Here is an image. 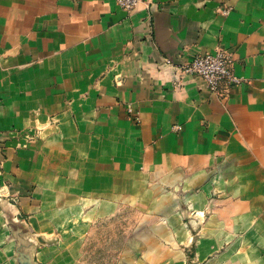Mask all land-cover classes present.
I'll return each mask as SVG.
<instances>
[{
  "label": "crops",
  "instance_id": "0c3cea01",
  "mask_svg": "<svg viewBox=\"0 0 264 264\" xmlns=\"http://www.w3.org/2000/svg\"><path fill=\"white\" fill-rule=\"evenodd\" d=\"M218 49L240 79L223 96L179 69ZM56 179L83 182L61 201ZM154 179L176 189V211L213 214L195 243L177 233L131 264H264V0H142L133 13L0 0V264L40 237L42 264H74L81 239L58 250L55 228L87 226L98 195L149 198Z\"/></svg>",
  "mask_w": 264,
  "mask_h": 264
},
{
  "label": "rangeland",
  "instance_id": "374dc122",
  "mask_svg": "<svg viewBox=\"0 0 264 264\" xmlns=\"http://www.w3.org/2000/svg\"><path fill=\"white\" fill-rule=\"evenodd\" d=\"M115 150L117 151V149ZM86 166H95V164L89 163ZM131 169V163L119 167V171ZM163 177L167 176L164 174ZM79 182L83 181L77 179L67 180L66 182L56 179L54 188L56 198L60 197L62 201L65 197L62 192L64 186L66 185L67 190L71 187V184H74V187L77 188ZM87 184L91 188V181H87ZM151 185L150 197H137L134 203L131 199L128 203L120 201L117 205L110 204L108 197L98 195V200L89 204L91 206H87L90 210L85 213V217L81 218L82 220L80 219L81 221L86 220L88 225L82 228L77 227L75 231L71 232H65L64 228H55V246L58 250H61L64 241L68 245L69 238L76 236L81 239L82 243L78 244L77 240L76 243L73 241L69 245V247L71 246L70 251L74 264H131L132 252L139 253L143 250H148L151 253L155 250L156 252L155 247L159 245L157 242L169 241L177 233L184 235L190 233L192 242L195 243L213 212L210 210L197 211L190 205L185 204L182 207L181 205L177 206L176 211L173 205L175 204L176 189L164 182H158L157 179L151 180ZM155 185H158V189H155ZM42 187L45 193V182ZM93 194H89L87 197L89 199H91V196L96 197ZM44 196L39 197V199L43 200ZM83 198L85 197H81V200ZM38 214L44 213L39 211ZM62 215V212L55 213V219H59ZM34 216L37 217L38 215ZM38 221L42 223L40 218H38ZM31 235L33 234L28 232L23 236H29L30 239ZM35 242H38V245L26 244L31 250L21 251L17 249V264H42L36 255L37 250L42 244H45V241L40 237ZM64 247H66L65 244ZM166 247L168 251L175 250L172 244L168 243ZM132 262L137 263L135 260ZM187 264L196 263L190 260Z\"/></svg>",
  "mask_w": 264,
  "mask_h": 264
},
{
  "label": "built area",
  "instance_id": "2783aa9c",
  "mask_svg": "<svg viewBox=\"0 0 264 264\" xmlns=\"http://www.w3.org/2000/svg\"><path fill=\"white\" fill-rule=\"evenodd\" d=\"M142 0H116L126 11L133 13L137 10ZM229 9L224 10L228 13ZM234 56L231 52L218 49L213 53L196 55L193 59L179 65L180 71L185 75L197 76L207 84L209 91L214 94L224 95L240 79L233 73ZM133 114V109H129Z\"/></svg>",
  "mask_w": 264,
  "mask_h": 264
}]
</instances>
